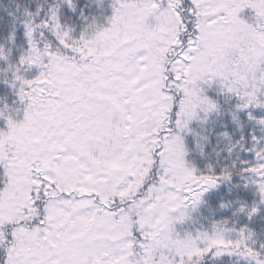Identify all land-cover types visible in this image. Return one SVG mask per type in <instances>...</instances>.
Here are the masks:
<instances>
[{
	"label": "snow or ice",
	"instance_id": "obj_1",
	"mask_svg": "<svg viewBox=\"0 0 264 264\" xmlns=\"http://www.w3.org/2000/svg\"><path fill=\"white\" fill-rule=\"evenodd\" d=\"M0 264H264V0H0Z\"/></svg>",
	"mask_w": 264,
	"mask_h": 264
}]
</instances>
